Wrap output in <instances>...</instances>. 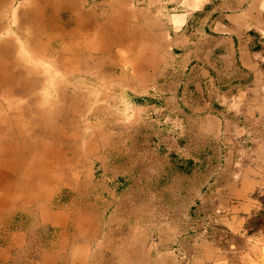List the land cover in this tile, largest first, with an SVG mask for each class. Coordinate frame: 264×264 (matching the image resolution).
I'll return each mask as SVG.
<instances>
[{
  "label": "rangeland",
  "instance_id": "374dc122",
  "mask_svg": "<svg viewBox=\"0 0 264 264\" xmlns=\"http://www.w3.org/2000/svg\"><path fill=\"white\" fill-rule=\"evenodd\" d=\"M104 1L113 3L96 9L90 0L96 32L68 38L63 62L53 49L40 60L52 73L35 82V94L47 90L50 97L39 127L44 134L34 138L58 156L30 153L36 167L41 164L34 181L46 184L51 196L43 201L33 194L24 199L30 207L2 217L29 242L13 264H56L59 229L48 223L59 216L42 205L72 219L96 220L93 233L88 226L80 231L87 264H264V23L255 34L253 87L233 88L232 96L246 100L230 104L219 85L246 83L247 74L210 72L214 64L241 68L237 57L215 52L213 40L192 49L188 71L174 72L185 61L168 50L165 23L173 0ZM21 2L12 3L11 14ZM45 12L49 17L50 8ZM121 40L129 45L117 46ZM47 77L60 81L53 86ZM200 79L213 82L204 97L192 87L194 97L182 100L178 84ZM23 95L14 98L26 103ZM186 160L196 164L191 173L180 170ZM136 227L145 231L133 237ZM44 250L54 256L43 257Z\"/></svg>",
  "mask_w": 264,
  "mask_h": 264
},
{
  "label": "crops",
  "instance_id": "0c3cea01",
  "mask_svg": "<svg viewBox=\"0 0 264 264\" xmlns=\"http://www.w3.org/2000/svg\"><path fill=\"white\" fill-rule=\"evenodd\" d=\"M2 1L3 0H0V4L2 3ZM10 1L11 2L8 3L9 0H6V3L4 4V7L6 9L11 8L12 3H15L16 0ZM47 1L49 2L47 8H50L49 16L50 14L56 15L55 12L57 9H59L58 17H60L61 19H63V17H69L68 13H64L66 12L64 10L66 6L69 9H73L75 7L73 12H77L78 10L81 16L80 22H83L86 18H88L91 31H82L80 34V32H78L77 30L76 35L83 36L85 34H92L93 32H96L94 30V24L96 21L93 19L95 11L90 7V0ZM94 1L95 3L92 6L96 9L99 7L107 8L109 4L111 5L113 3V1L111 2L104 0ZM56 3H58V5H56ZM172 4H174L173 9L171 10L173 12L169 14L168 21L165 23V27H167L168 29L169 38L171 39L168 50L170 53L174 52L177 57L182 56V60L185 61L184 64L174 65V72L176 73L179 71H188L191 63L193 62L192 49L194 47L199 48L205 40H213L217 43V45L214 47V51L221 53L222 55H224V57L226 55L225 59H227L228 57L230 58L231 55L233 57H237L238 61L240 62L241 68H237L228 63H225L224 67H220L214 64L213 67L209 66L210 72L218 71L220 73H228L233 69H241L242 71L246 72L248 80V82L243 84L241 83V81L230 80L226 81L222 85H219V90L226 91L224 92V94H222L221 98H223V101L225 103H244L246 100V95H244V97L242 96V94L238 95L237 97L232 96V89L245 86L250 87L251 89L253 87V84L249 81H251V79L253 78V74L258 70V64L256 61L258 58L256 53L258 51L256 50V48L258 47L257 44H259V41L258 37L255 36V34L259 31L261 25L264 23V0H173ZM64 21L67 22L69 21V19H66ZM6 25L3 23L1 29H4ZM78 25L79 24H76L74 27H76L77 29ZM12 33L14 32L12 31ZM208 33H212L214 37H210ZM172 34H174L173 37H171ZM196 35L200 37V40H197V42L195 43L194 40L196 39ZM121 41L122 42L117 43V46L125 47L129 45L128 41ZM65 46V49L60 52V60L63 59L62 56L65 55V52L67 51V42ZM50 50L52 49L50 48ZM207 55L209 57L210 53L208 52ZM205 70L206 69H201L200 74L209 77L210 72H207ZM208 83L212 84L213 82H210V80L203 81L202 79L193 84L190 81H187V83L180 82L178 84L177 93H179L183 89L184 96L182 100H185L188 96L194 97V94L192 92H189L188 90L192 87H195L197 89V93L203 98V89L207 87ZM158 87L159 86L156 85L155 88ZM219 95L220 94H218V97H220ZM204 110L205 109L196 108L195 113H203L205 112ZM215 120L216 119H214V121ZM222 125L225 126V134H230L227 133V128L229 129L230 127L229 123L225 121L222 122ZM24 204L29 205V207L31 206V203L29 202H25ZM48 205L50 204L48 203ZM23 207L25 206L21 205V208ZM42 207L45 209L46 214L59 216V220L56 224L48 223L54 226L55 229H59V233L57 234V236H59L57 240L58 243H55V248L58 247V251H56L58 257V259L56 260V264H59L60 262L62 264H87L88 261L86 257H84L85 253L87 252L86 247L81 242H78L79 238L83 237V234H80V231L84 229V226H88V228L91 229V232L93 233L96 228V220L92 217L88 219L81 215H78L77 218L75 217V219H72L70 215H67L62 211L54 213L52 211H49L47 209L48 207L46 208L43 205ZM21 208L17 210H21ZM34 210L35 208H32V212H34ZM43 215L44 214H41L42 217ZM43 219L44 218H42V222L47 224V222H45ZM84 221L86 223H84ZM132 230H134L133 237H136L138 233L144 232L145 228L136 227ZM20 237L22 236L18 233V230H13L11 224L6 223V225L4 226V224L2 223L0 225V247L5 246L6 248L4 249V251L1 250L0 252V254H2L0 255V264H13L12 260L13 258L15 259V257L18 256L19 249L23 248L24 246L28 247L29 242L27 241L26 243L24 241L23 243ZM86 237H90L89 233H87ZM4 240L7 241V243ZM3 241L6 244H3ZM42 254L43 257L47 258H52L54 256L53 252L50 250H44ZM32 262L34 261L32 260Z\"/></svg>",
  "mask_w": 264,
  "mask_h": 264
},
{
  "label": "bare ground",
  "instance_id": "6f19581e",
  "mask_svg": "<svg viewBox=\"0 0 264 264\" xmlns=\"http://www.w3.org/2000/svg\"><path fill=\"white\" fill-rule=\"evenodd\" d=\"M5 3L3 0L0 4V224L6 213L17 210L14 209L17 199L22 200L19 203L17 200L21 208L24 199L30 200L33 194L43 201L51 196L46 184L35 183V172L40 170L41 164L36 167L32 158L34 150L58 156L50 149H42L34 138L36 134H44L39 127L46 121L44 112L50 97L47 90L42 96L35 94V82L45 80L44 76L52 73L50 66H45L40 60L51 51L50 48L62 52L66 47L65 40L76 35L77 30L80 34L91 31L88 18L80 22L78 10L73 12L75 7L69 9L65 6L64 13L69 17L63 19H69L67 22L53 14L48 17L45 12L49 5L47 0H22L18 11H13V14L7 8V25L1 29ZM19 13L26 21H20ZM76 24H79L77 29L74 27ZM50 80L55 86L59 79L54 81L47 77V81ZM16 94L17 97L26 95L27 102L15 99ZM56 94L58 97V89Z\"/></svg>",
  "mask_w": 264,
  "mask_h": 264
},
{
  "label": "trees",
  "instance_id": "16d2710c",
  "mask_svg": "<svg viewBox=\"0 0 264 264\" xmlns=\"http://www.w3.org/2000/svg\"><path fill=\"white\" fill-rule=\"evenodd\" d=\"M256 50L258 51V47L256 48ZM196 167V164L194 163V161L192 160H186V161H182V165L180 167V170L185 172V173H191ZM255 229V228H254ZM252 231V233H254V231L256 232V229Z\"/></svg>",
  "mask_w": 264,
  "mask_h": 264
}]
</instances>
